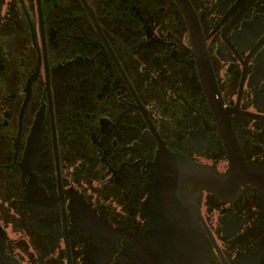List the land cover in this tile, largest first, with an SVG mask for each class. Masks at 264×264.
<instances>
[{
	"label": "flooded vegetation",
	"instance_id": "1",
	"mask_svg": "<svg viewBox=\"0 0 264 264\" xmlns=\"http://www.w3.org/2000/svg\"><path fill=\"white\" fill-rule=\"evenodd\" d=\"M165 156L237 163L187 182L198 228L264 264V0H0L6 257L141 264Z\"/></svg>",
	"mask_w": 264,
	"mask_h": 264
},
{
	"label": "water",
	"instance_id": "2",
	"mask_svg": "<svg viewBox=\"0 0 264 264\" xmlns=\"http://www.w3.org/2000/svg\"><path fill=\"white\" fill-rule=\"evenodd\" d=\"M156 165L158 177L151 181L148 205L149 209L158 206V213L153 216V229L145 236L148 245L140 263L210 264V246L198 228L195 203L190 198L187 182L193 178L207 185L205 178L209 177L214 182L220 180V185L225 184L234 178L237 163L225 176L204 166L192 165L178 156H165ZM166 165L169 167L165 168ZM0 264L19 262L6 257L0 245Z\"/></svg>",
	"mask_w": 264,
	"mask_h": 264
}]
</instances>
